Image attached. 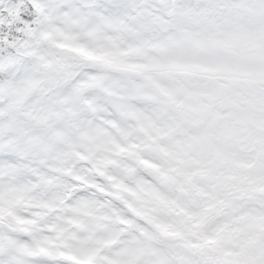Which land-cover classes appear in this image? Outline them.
Returning a JSON list of instances; mask_svg holds the SVG:
<instances>
[{
  "label": "snow or ice",
  "instance_id": "1",
  "mask_svg": "<svg viewBox=\"0 0 264 264\" xmlns=\"http://www.w3.org/2000/svg\"><path fill=\"white\" fill-rule=\"evenodd\" d=\"M245 10L264 0H0V264H264Z\"/></svg>",
  "mask_w": 264,
  "mask_h": 264
},
{
  "label": "clouds",
  "instance_id": "2",
  "mask_svg": "<svg viewBox=\"0 0 264 264\" xmlns=\"http://www.w3.org/2000/svg\"><path fill=\"white\" fill-rule=\"evenodd\" d=\"M239 20L245 30V32L250 36H258L264 34V15H260L252 10H245L241 13ZM78 42L80 43H89V38L83 34H80L78 37ZM103 43L109 47L117 45L119 50L123 51L129 47V43L126 39L122 38L117 33H110L107 37L103 39ZM124 59L129 63H140L143 62V57L137 56L135 54H130ZM110 77L122 76L124 74L120 73H107ZM195 86V82H193ZM97 103L100 105L105 104V100L101 97Z\"/></svg>",
  "mask_w": 264,
  "mask_h": 264
}]
</instances>
